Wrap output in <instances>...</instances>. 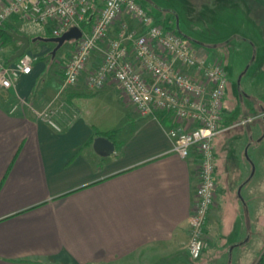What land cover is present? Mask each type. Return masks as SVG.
I'll use <instances>...</instances> for the list:
<instances>
[{
    "label": "crops",
    "instance_id": "crops-1",
    "mask_svg": "<svg viewBox=\"0 0 264 264\" xmlns=\"http://www.w3.org/2000/svg\"><path fill=\"white\" fill-rule=\"evenodd\" d=\"M144 2L160 23L177 18L174 3ZM129 18L116 22L110 40L122 24L134 26ZM101 47L59 102L61 132L34 113L58 91L43 56L30 75L0 90V264H264V89L255 115V103L243 117L224 106L213 140L217 200L205 227L208 247L195 261L187 247L198 154L177 155L168 135L174 122L141 117L117 84L89 87ZM99 137L114 144L112 155L94 150Z\"/></svg>",
    "mask_w": 264,
    "mask_h": 264
},
{
    "label": "built area",
    "instance_id": "built-area-1",
    "mask_svg": "<svg viewBox=\"0 0 264 264\" xmlns=\"http://www.w3.org/2000/svg\"><path fill=\"white\" fill-rule=\"evenodd\" d=\"M124 15L134 26L122 24L119 34L109 39L110 30ZM17 18L25 30L61 37L77 27L82 37L64 68L67 85L78 83L93 53L103 48V58L87 83L100 89L115 83L143 118L169 117L168 131L174 152L199 157V188L188 221V253L199 260L208 247L205 227L217 200L216 164L213 140L221 132L227 85L222 62L201 54L187 38L163 25L137 0H0V30ZM0 36V56L4 52ZM37 58L26 52L13 63H0V89L9 90L23 75H30ZM20 105H13L15 114ZM37 118L56 132L52 112L34 111ZM246 122H243L245 124Z\"/></svg>",
    "mask_w": 264,
    "mask_h": 264
},
{
    "label": "rangeland",
    "instance_id": "rangeland-1",
    "mask_svg": "<svg viewBox=\"0 0 264 264\" xmlns=\"http://www.w3.org/2000/svg\"><path fill=\"white\" fill-rule=\"evenodd\" d=\"M139 1L149 8L150 3ZM155 2L167 5V9H171L170 5L173 3L176 4L175 19L160 18L155 9H151V12L164 20L167 25L162 24L175 33H179L176 32V27L179 26L178 30L180 29L183 36L196 45L201 54H209L222 62L227 79L224 97V106L227 110L225 109L224 113H229L232 117H243L244 113H249L245 110L248 108L251 110L254 106L251 104L255 103L254 111H250L255 115L259 105L258 97H261L264 89V0H155ZM161 10L167 11L164 8ZM9 23L7 25L14 28ZM15 27L17 33L30 39L45 37L42 33L25 30L22 23ZM13 45L18 49H13ZM4 46L3 55L0 56L2 65L10 62L9 55L13 56L21 45L11 41ZM55 48L56 44L53 43L35 42L31 43L27 52L37 60L43 56L50 63L51 70L55 67L49 74L53 75L51 79L55 81V88H58V91L51 92L47 99L43 97L47 104L43 112H52L51 119L58 124L59 102L65 91L71 87L66 84L63 71L76 49V43L75 41L65 43L53 56ZM46 80L39 83L37 91L42 88L43 83V87L45 86ZM1 92L3 93V90ZM241 120L238 119L235 123L238 124ZM239 192L240 189L236 194L239 195Z\"/></svg>",
    "mask_w": 264,
    "mask_h": 264
},
{
    "label": "water",
    "instance_id": "water-1",
    "mask_svg": "<svg viewBox=\"0 0 264 264\" xmlns=\"http://www.w3.org/2000/svg\"><path fill=\"white\" fill-rule=\"evenodd\" d=\"M7 35L21 45L19 50L11 57V61H14L22 57L30 48L31 43L35 42L56 44V48L52 52L53 56H55L65 43L69 41H78L82 37V31L74 27L58 38L37 37L30 39L28 36L21 35L16 31H7ZM94 150L101 156H110L114 153L115 146L108 138L99 137L94 142Z\"/></svg>",
    "mask_w": 264,
    "mask_h": 264
},
{
    "label": "trees",
    "instance_id": "trees-1",
    "mask_svg": "<svg viewBox=\"0 0 264 264\" xmlns=\"http://www.w3.org/2000/svg\"><path fill=\"white\" fill-rule=\"evenodd\" d=\"M7 31H13V28L10 27V26H8V25L6 24L5 27H4L3 29L0 30V36L2 37V40H3V43H4V44H7L8 42L14 41L11 37H9V36L7 35ZM175 31H176V30H175ZM176 32H179V31L177 30ZM177 34L181 35L180 32L177 33ZM181 36H183V35H181ZM46 37H47V38H50V37H51V34H50V33H47ZM183 37H185V36H183ZM263 262H264V261H263Z\"/></svg>",
    "mask_w": 264,
    "mask_h": 264
},
{
    "label": "bare ground",
    "instance_id": "bare-ground-1",
    "mask_svg": "<svg viewBox=\"0 0 264 264\" xmlns=\"http://www.w3.org/2000/svg\"><path fill=\"white\" fill-rule=\"evenodd\" d=\"M45 38H47V37H45ZM50 38H52V37H50ZM15 61V60H14Z\"/></svg>",
    "mask_w": 264,
    "mask_h": 264
}]
</instances>
